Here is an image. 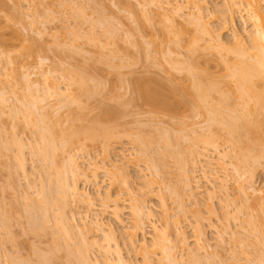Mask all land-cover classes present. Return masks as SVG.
<instances>
[{"label": "bare ground", "instance_id": "bare-ground-1", "mask_svg": "<svg viewBox=\"0 0 264 264\" xmlns=\"http://www.w3.org/2000/svg\"><path fill=\"white\" fill-rule=\"evenodd\" d=\"M215 1L213 10L209 0L140 1L146 17L147 10H164L160 14L164 34L171 43L188 52L187 60L182 62L177 59L178 52L169 49L165 60L188 78L186 92L196 120L190 128L177 132L155 125L153 134L146 141H142L140 135L132 137V141L131 136L126 134L130 143L137 142V148L134 146L136 156L144 157L145 167L135 164L134 168L144 177V185L149 188L147 195L157 190V204L164 219L162 224L153 221L156 211L149 200L134 198L127 171L131 165L127 155L117 158L122 161L120 163L113 160L109 147L111 139L118 134L103 122L98 123L85 116L78 124L75 122L76 115L71 114L74 112L72 105L86 109L82 95L91 97L96 92L94 88L98 84H91V78L85 79L75 71L65 73L45 68L47 56H41L37 69H42L39 75L44 84L38 79L32 82L31 73H27L23 95H16L19 91L16 84L0 87V158L5 157L6 166L15 173L16 188L21 198L20 213H24L28 220L26 230L35 235H51L47 249L34 246L36 261L7 251L5 242L10 236V216L0 199V264H50L60 258V250H65L68 264H132V260L123 253L117 228L105 220L108 214L126 231L130 247L133 251L139 250L143 264H211L215 257L211 254L203 256V253L208 254L209 246L203 216L196 211V247L191 249L182 227L183 218L188 219L185 204L180 202V193L175 186L161 181L160 185L157 181V177L162 178V166L154 158L155 150V154L170 155L178 165L183 177L182 187L188 191L187 195L195 205L199 203L197 194L202 190L203 183L201 178L190 175V159L194 163L202 162V159L206 161L212 172L203 168V177L213 188L212 193L220 190L225 193V200L234 204L226 211V217L228 221L236 219L235 226L247 227L248 234L242 238L236 231L231 232L232 239L241 249L240 253L235 250L220 262L264 264V195L253 197V193L260 191L255 185V170L264 163V0ZM17 8L18 16L24 20L26 17L21 6ZM126 9L131 14L134 11L131 6ZM77 11L86 16L83 7ZM236 15L243 22L242 32L235 28ZM36 22L38 20L33 18L31 24ZM96 22L106 26L104 19H97ZM40 23L44 26L43 21ZM107 28L109 33H113L109 26ZM229 29L232 32L231 41L223 36ZM35 33L40 38L48 34L42 26L37 27ZM70 33L80 37L74 30ZM85 34L96 44L101 41L93 33ZM58 35L52 33L56 39ZM125 39L136 45L128 31ZM55 44L82 50L73 44H60L58 41ZM199 51L215 55L217 74L208 67L200 66V54L195 53ZM4 54L0 50V76L8 74L2 64ZM5 62L11 63L12 60L8 56ZM60 81L66 84L63 86ZM148 82L147 78L138 79L133 93L145 99L165 102V93L151 88ZM9 91L15 95L12 102L7 95ZM175 95L182 99L181 94ZM51 97L60 101L59 108L49 102L44 104ZM65 112L70 115L64 116ZM5 116L10 123L3 120ZM19 123L30 129L29 136L23 137L15 132ZM97 141L103 143L105 157L112 160L110 165L116 169L110 174V187L104 191L99 180L101 166L92 161L94 157L88 158V166H82L79 158L85 154L67 150L75 143L84 149L89 142ZM182 141L189 145L185 147ZM61 152L68 155L60 164L57 155ZM129 154L134 155L133 152ZM214 163L217 167H212ZM228 165L234 169L236 187L241 195L237 202L228 192L231 179ZM144 169L146 173H143ZM83 179L94 183L95 193L81 187ZM155 183H159L158 189L153 186ZM114 184H119L124 193L130 195L128 204L121 201L119 193L112 192ZM163 189L168 190L170 197L174 196L178 202L175 213L170 212ZM251 197L254 198L255 209L245 212ZM74 203H78L80 208L86 207L78 210L81 213L79 221ZM125 212L131 215L129 222L123 216ZM148 222L153 232L150 239L146 236ZM210 226L214 227V224ZM253 238L255 240L251 241ZM221 239L225 241L223 235ZM178 244L186 246L187 258L180 257ZM92 249H96L99 255L93 256Z\"/></svg>", "mask_w": 264, "mask_h": 264}, {"label": "rangeland", "instance_id": "rangeland-1", "mask_svg": "<svg viewBox=\"0 0 264 264\" xmlns=\"http://www.w3.org/2000/svg\"><path fill=\"white\" fill-rule=\"evenodd\" d=\"M64 1L66 4H64ZM140 1L2 0L0 5V50L5 53L2 56V64L6 66L8 74L0 76V87L16 84L19 89L16 95H23L26 92L24 87L27 73H31L32 82L38 79L44 84L43 78L39 75V71L42 69H37V63L41 56H47L44 64L45 68L59 69V72L65 73L75 71L85 79L91 78L89 81L91 84H98L94 88L96 92L91 97L82 95L86 109H79L76 105H72L74 112L71 114L76 115L75 122L78 124L82 123V116H85L92 121L103 122L118 134L116 138L111 139L109 147L112 151L113 160H118L117 158L127 155L126 159L131 164L127 171L131 187L134 190V198L149 200L156 211L153 221L162 224L164 219L160 215L162 213L161 207L157 204V190L147 195L146 191L149 188L144 185V177H141L140 173L134 168L135 164L145 167L144 157L136 156L137 142L130 143L126 134H129L131 139L140 135L142 141H146L153 134L155 125H163L177 132L190 128L196 120L191 113L190 96L186 92L188 78L184 76V73L174 70L165 60V53L169 49L177 51V59L182 62L187 60L188 52L184 48L171 43L169 37L164 34L160 15L164 10H147L146 17ZM219 1L222 2V0ZM62 2L63 5H60ZM215 2V0H209L211 10H213ZM19 5L25 13L26 18L24 20L18 16L17 6ZM129 6L134 10L132 14L129 9H126ZM80 7H83L86 16L77 11ZM33 18L38 22L31 24ZM97 19H104L106 26L97 23ZM179 19L182 20V18ZM40 21H43L44 26L41 25ZM234 25L240 32L243 31V22L238 15L234 19ZM39 26L46 28L48 32L44 38H40L35 33V29ZM107 26L113 30V33L108 32ZM73 30L80 36L79 38L71 35L70 32ZM126 31L132 35L136 45L126 41ZM52 33H59L58 39L54 38ZM85 33L90 35L93 33L101 41L96 44ZM34 36L38 37L39 40L35 39ZM223 36L226 40L231 41V30L229 29L223 33ZM56 41L60 44L67 43L80 46L82 50H77L68 45H56ZM201 51L199 53L195 52L197 55L200 54V66L208 67L217 74L218 67L215 55L207 53V51ZM8 56L12 60L11 63L5 62ZM141 78L149 79L147 85L151 88L164 92L165 102L145 99L133 93L134 85H138L137 81ZM65 84L63 81L61 82V85L64 86ZM174 89L175 91H173ZM175 94H181L182 99L179 100L180 96ZM7 95L10 97L11 102L15 100L13 99L15 95L11 91ZM48 102L55 104L57 108L60 106V101L56 97L48 98L44 104ZM63 111H66V109ZM68 115L70 114L64 113V116L68 117ZM3 120L10 123L6 116L3 117ZM15 132L23 137L30 135V129L24 123H19L15 128ZM132 141L134 140L132 139ZM138 142L140 143L141 139ZM182 143L185 147L189 145L186 141H182ZM104 148L103 143L97 141L95 143L89 142L84 149H80V146L76 143L67 149L74 153L85 154L80 155L79 158L82 166H88V158L90 156L94 157L92 161H96L101 166L99 180L103 191L110 187V174L116 170L110 165L112 160L105 157ZM131 152L134 155H130ZM155 152L156 150L153 151L154 158L159 166H162V178L157 177V181L175 186L180 193V202L182 201L185 204L188 219L183 218L182 227L190 242V248L194 249L196 247L195 220L197 217L196 211H200L205 225L206 242L209 245L208 254L203 253V256L211 254L215 257L211 264H222L220 261L229 257L235 250L240 253L241 249L232 239L231 232L236 231L240 237L244 238L248 234L247 227L235 226L236 219L228 221L226 211L233 208L234 204L225 200L224 192L216 190L212 193L213 188L203 177V168L212 172L206 165V161L202 158V162L200 160L196 163L191 159L189 160L190 169H192L190 175L201 178L203 183L202 190L197 194L199 203L195 205L191 197L187 195L188 191L182 187L181 180L183 177L172 157L170 155L155 154ZM67 155L64 152L59 153L57 161L61 164ZM5 160V157L0 158V199H2L3 206L10 216V236L5 242V248L11 253L22 257H31L36 261L37 257L33 251L34 246L47 249L51 235L45 236L44 233L35 235L26 230L28 220L24 213L23 215L20 213L21 198L16 188L15 173L6 166ZM212 161L215 162L217 159ZM120 162L122 161L118 160V163ZM212 167H217V164L214 163ZM105 170L110 172L106 173ZM146 172L147 170L144 169L143 173ZM227 172L230 173L229 177L231 178L228 192L232 194L233 201L237 202L236 199H239L241 195L236 187L237 183L234 179L235 173L232 166L228 165ZM219 174L222 175L223 173L219 171ZM159 183H155L153 186L158 189L157 185ZM80 185L87 191L95 193L93 182L83 179ZM255 185L260 191L253 193V197L263 196L264 163L260 164L255 170ZM111 190L113 193L120 194L121 201L129 203L130 195L124 193V188L119 184L111 186ZM163 194L166 197L170 212L175 213L178 209V202L174 196L170 197L168 190L163 189ZM253 197L248 200L245 212L255 209ZM96 203L99 204L100 201L97 200ZM74 206L79 221L81 213L79 214L78 210H84L86 207L80 208L78 203H74ZM123 216L127 222L131 220L129 212H125ZM105 220L111 222L117 228L124 255L132 260V264H143L139 250L133 251L130 247L126 231L120 228L109 214L106 215ZM212 223L214 227L210 226ZM152 233V227L148 222L146 236L150 239ZM221 235L224 236L225 241H222ZM254 240L253 238L251 241ZM185 247L180 244L177 247V252L182 258L189 256ZM92 251L93 256L95 254L99 255L96 249H92ZM58 255H60V258L50 264H68L65 250H60Z\"/></svg>", "mask_w": 264, "mask_h": 264}]
</instances>
